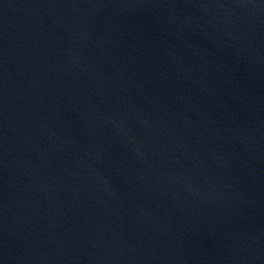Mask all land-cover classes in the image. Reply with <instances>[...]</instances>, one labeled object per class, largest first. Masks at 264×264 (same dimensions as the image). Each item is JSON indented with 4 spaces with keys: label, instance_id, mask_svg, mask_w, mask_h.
I'll return each mask as SVG.
<instances>
[{
    "label": "water",
    "instance_id": "water-1",
    "mask_svg": "<svg viewBox=\"0 0 264 264\" xmlns=\"http://www.w3.org/2000/svg\"><path fill=\"white\" fill-rule=\"evenodd\" d=\"M0 264H264V0H0Z\"/></svg>",
    "mask_w": 264,
    "mask_h": 264
}]
</instances>
